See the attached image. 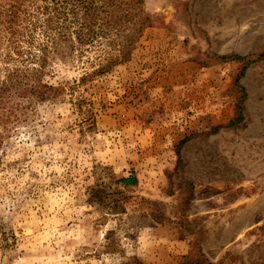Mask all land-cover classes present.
I'll use <instances>...</instances> for the list:
<instances>
[{"label": "rangeland", "instance_id": "obj_1", "mask_svg": "<svg viewBox=\"0 0 264 264\" xmlns=\"http://www.w3.org/2000/svg\"><path fill=\"white\" fill-rule=\"evenodd\" d=\"M143 6L130 60L85 83L102 53L57 62L53 81L78 86L6 139L0 264H264V60L219 58L264 52V0Z\"/></svg>", "mask_w": 264, "mask_h": 264}, {"label": "trees", "instance_id": "obj_2", "mask_svg": "<svg viewBox=\"0 0 264 264\" xmlns=\"http://www.w3.org/2000/svg\"><path fill=\"white\" fill-rule=\"evenodd\" d=\"M143 5L144 0H0V150L13 129L33 122L40 104L61 103L64 94L78 86L53 81L57 62L81 59L92 51L102 53L99 65L80 77V83H85L130 60L135 44L153 25ZM219 58L242 62L245 71L252 61L264 60V52ZM240 88L237 115L230 126L245 119L247 94ZM111 177L126 185L137 180L134 176L117 179L113 172ZM92 190L97 198L115 201L113 208L125 195L105 183ZM2 228L1 249L6 257L11 235Z\"/></svg>", "mask_w": 264, "mask_h": 264}]
</instances>
